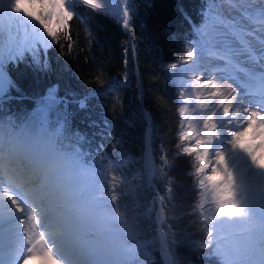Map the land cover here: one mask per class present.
<instances>
[{
    "label": "snow or ice",
    "instance_id": "snow-or-ice-1",
    "mask_svg": "<svg viewBox=\"0 0 264 264\" xmlns=\"http://www.w3.org/2000/svg\"><path fill=\"white\" fill-rule=\"evenodd\" d=\"M80 2L104 14L111 7L100 0ZM121 2L123 25L131 31L135 5ZM26 4L39 9L29 11ZM76 4L77 0H0V112H5L0 116V264H26L36 255L51 264H141L146 250L147 241L139 238V214L121 205L117 177L108 180L107 170L99 167L102 161L84 150L82 134L70 131L67 113L58 108L63 101L53 89L30 114H7L3 108L10 90L16 89L6 66L30 56L46 68L40 46L46 56L58 41L49 22L55 17L63 26ZM225 5L238 16L226 15ZM24 17L37 21L51 41L35 24L20 37ZM245 22L256 27L249 30ZM194 33L184 60L168 65L176 69L207 57L202 67L198 65L201 75L191 69L170 73L178 77L182 118L195 86L211 89L205 99L195 97L200 117L206 115L202 126L200 117L193 116L186 127L182 119L179 139L189 143L177 145L178 156L194 157L189 175L196 177L195 186L201 190L192 213L199 209L203 238L194 244L219 264H264V0H208ZM71 49L69 43L67 54ZM205 75L210 78L202 80ZM95 79L103 89L106 82ZM86 99L79 101L81 109ZM52 112L55 120L50 119ZM142 160L150 185L172 167L166 154L158 164L150 145ZM157 219L162 222L159 214ZM156 240L169 264H179L171 259L172 248L182 243L177 234L161 230Z\"/></svg>",
    "mask_w": 264,
    "mask_h": 264
},
{
    "label": "trees",
    "instance_id": "trees-1",
    "mask_svg": "<svg viewBox=\"0 0 264 264\" xmlns=\"http://www.w3.org/2000/svg\"><path fill=\"white\" fill-rule=\"evenodd\" d=\"M131 2L136 14L130 13L129 31L123 25L124 6L110 4L104 14L77 0L67 23L53 25L58 41L46 56L40 46L46 68L30 56L6 66L16 89L10 90L3 108L7 114H30L41 106L49 89L55 91L57 99L63 101L58 108L67 113L70 131L82 134L84 150L102 161L99 167L107 170L108 180L117 177L121 205L139 214V238L147 241L141 264H169L156 240L159 226L165 233H176L182 241L172 248L171 259L179 264H219L195 247L203 233L199 209L193 214L192 208L200 201L201 190L195 186L196 177L189 175L194 172V157L177 155V145L188 143L179 139L181 120L184 127L187 123L186 116L179 113L183 102L178 77H170V73H183L193 62L168 68L186 57V45L195 38L194 26L202 22L208 0ZM69 43L72 49L67 54ZM96 76L106 82L103 89ZM85 98L87 106L81 109L79 101ZM3 115L5 112H0ZM50 119H56V112L50 113ZM149 145L158 164L166 154L172 165L166 169L167 176L154 179L151 185L143 173L142 160ZM160 208L163 217L159 225Z\"/></svg>",
    "mask_w": 264,
    "mask_h": 264
},
{
    "label": "bare ground",
    "instance_id": "bare-ground-1",
    "mask_svg": "<svg viewBox=\"0 0 264 264\" xmlns=\"http://www.w3.org/2000/svg\"><path fill=\"white\" fill-rule=\"evenodd\" d=\"M25 6L28 7L29 11H32V12H37L39 9V7L37 5H27L26 4ZM23 19L26 21V23L20 28V37L23 36L25 30L30 33L29 27H32V25L36 23V21H33V20L26 18V17H24ZM16 33H17V29L13 28V35H16ZM196 75H201V73L199 72ZM203 78H210V77H207L205 75V76H202V80H203ZM202 80H201V83H202ZM208 91H211V89H201L199 85H196L193 92L196 93L197 95H200L202 99H205L207 97ZM204 111L206 112V110H204ZM192 112H193L194 116L200 117L201 109L199 108L198 102L196 101V99H195L193 106H192ZM205 118H206V115L203 117H200L201 126L203 123V119H205ZM208 171L210 172V169ZM26 264H51V262L42 259L39 255H36V256L30 257L27 260Z\"/></svg>",
    "mask_w": 264,
    "mask_h": 264
},
{
    "label": "rangeland",
    "instance_id": "rangeland-1",
    "mask_svg": "<svg viewBox=\"0 0 264 264\" xmlns=\"http://www.w3.org/2000/svg\"><path fill=\"white\" fill-rule=\"evenodd\" d=\"M37 6L39 7V5H37ZM224 11H225V14H226V15H229V16H238V13H236L233 9H230L227 5L224 6ZM58 22H59V21L56 20L55 17H53L52 20L49 22V27L52 29L53 25L56 24V23H58ZM245 23H246V26H247V28H248L249 30H252V29H254V28L256 27L255 25H253V24H251V23H248V22H245ZM35 25H36V27L41 31V33L43 34V36H44L47 40L51 41V37H48L47 32L43 30L42 26H40L39 23H37V21H36ZM29 31H30V32L32 31V27H29ZM257 46H258V45H257ZM206 60H207V57H206V56H200V57L197 58V63H193L192 65H190V66H192V67H190V68H188V69H191V70L194 72V74L196 75L197 73H199V71H198V65H199L200 67H202L203 64L206 62ZM229 82H230V83H233L232 81H229ZM234 86H235V84H234ZM196 95H197V94L193 92V93H192V96L190 97V100H189V107H188L187 115H186V123H187V124H188L190 118H192V117L194 116V114H193V112H192V106H193V103H194V101H195V97H196ZM187 124H186V126H187ZM186 126H185V127H186ZM188 143H189V142H188ZM208 172H209V171H208ZM209 174H210V172H209ZM216 178L218 179V177H216ZM210 198H211V197H210V195H209L208 199L210 200ZM38 232H39V230H38Z\"/></svg>",
    "mask_w": 264,
    "mask_h": 264
},
{
    "label": "water",
    "instance_id": "water-1",
    "mask_svg": "<svg viewBox=\"0 0 264 264\" xmlns=\"http://www.w3.org/2000/svg\"><path fill=\"white\" fill-rule=\"evenodd\" d=\"M123 4V3H122ZM124 6V5H123ZM161 215H162V210H161ZM161 231V230H160Z\"/></svg>",
    "mask_w": 264,
    "mask_h": 264
}]
</instances>
